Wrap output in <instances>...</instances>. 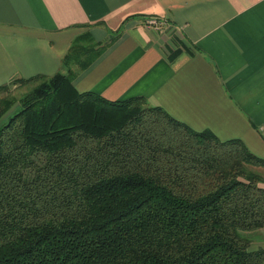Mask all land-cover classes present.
I'll use <instances>...</instances> for the list:
<instances>
[{"label":"trees","instance_id":"obj_1","mask_svg":"<svg viewBox=\"0 0 264 264\" xmlns=\"http://www.w3.org/2000/svg\"><path fill=\"white\" fill-rule=\"evenodd\" d=\"M106 47L83 34L67 73L0 87V264H263L264 159L143 97L78 92L71 65Z\"/></svg>","mask_w":264,"mask_h":264},{"label":"crops","instance_id":"obj_2","mask_svg":"<svg viewBox=\"0 0 264 264\" xmlns=\"http://www.w3.org/2000/svg\"><path fill=\"white\" fill-rule=\"evenodd\" d=\"M83 34L108 47L85 71L71 66L78 92L143 97L264 159V0H0V87L67 73Z\"/></svg>","mask_w":264,"mask_h":264},{"label":"rangeland","instance_id":"obj_3","mask_svg":"<svg viewBox=\"0 0 264 264\" xmlns=\"http://www.w3.org/2000/svg\"><path fill=\"white\" fill-rule=\"evenodd\" d=\"M74 44V42H73ZM82 57V59H85V53L83 52H80L79 54V57L77 58L76 55L73 57L72 61H76L79 60L80 58ZM74 65V64H72ZM71 65V66H72ZM10 90H11V93L17 97H20L22 94L26 93L28 91V87L26 86H23V85H20V84H14V85H11L10 87ZM14 110H12L6 117H8L9 115H11L13 113ZM259 232H255L254 233V236L257 238V239H260V236L258 234Z\"/></svg>","mask_w":264,"mask_h":264},{"label":"built area","instance_id":"obj_4","mask_svg":"<svg viewBox=\"0 0 264 264\" xmlns=\"http://www.w3.org/2000/svg\"><path fill=\"white\" fill-rule=\"evenodd\" d=\"M159 21L155 18L148 19L146 22V26L149 28H156L159 25Z\"/></svg>","mask_w":264,"mask_h":264}]
</instances>
